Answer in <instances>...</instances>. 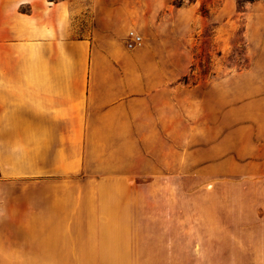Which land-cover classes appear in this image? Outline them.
Here are the masks:
<instances>
[{
  "label": "crops",
  "instance_id": "0c3cea01",
  "mask_svg": "<svg viewBox=\"0 0 264 264\" xmlns=\"http://www.w3.org/2000/svg\"><path fill=\"white\" fill-rule=\"evenodd\" d=\"M102 2L0 0V264H264V178L241 208L138 222L135 178L165 157L170 111L122 63L116 0L77 31Z\"/></svg>",
  "mask_w": 264,
  "mask_h": 264
},
{
  "label": "rangeland",
  "instance_id": "374dc122",
  "mask_svg": "<svg viewBox=\"0 0 264 264\" xmlns=\"http://www.w3.org/2000/svg\"><path fill=\"white\" fill-rule=\"evenodd\" d=\"M101 1L79 33L113 11ZM116 4L123 65L160 81L155 111H170L165 157L147 152L135 178L138 222L194 223L200 210L245 206L251 180L264 178V0ZM130 31L140 37L133 47Z\"/></svg>",
  "mask_w": 264,
  "mask_h": 264
},
{
  "label": "built area",
  "instance_id": "2783aa9c",
  "mask_svg": "<svg viewBox=\"0 0 264 264\" xmlns=\"http://www.w3.org/2000/svg\"><path fill=\"white\" fill-rule=\"evenodd\" d=\"M128 38L130 40L129 47H133L136 44L140 43V37L136 36L132 31L128 33Z\"/></svg>",
  "mask_w": 264,
  "mask_h": 264
},
{
  "label": "trees",
  "instance_id": "16d2710c",
  "mask_svg": "<svg viewBox=\"0 0 264 264\" xmlns=\"http://www.w3.org/2000/svg\"><path fill=\"white\" fill-rule=\"evenodd\" d=\"M243 1H251V0H243ZM238 5H239V3H238Z\"/></svg>",
  "mask_w": 264,
  "mask_h": 264
}]
</instances>
